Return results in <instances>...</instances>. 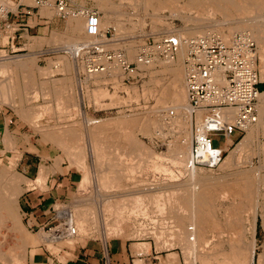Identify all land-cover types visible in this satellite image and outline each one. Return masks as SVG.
<instances>
[{
  "label": "rangeland",
  "instance_id": "374dc122",
  "mask_svg": "<svg viewBox=\"0 0 264 264\" xmlns=\"http://www.w3.org/2000/svg\"><path fill=\"white\" fill-rule=\"evenodd\" d=\"M22 1L24 3H26L27 5H30L31 7L35 6V3L32 0H22ZM86 1H87L88 5H91L95 8H97V10L100 14L98 19L91 22V23L88 22V20H85L82 18H73V19L64 20V21L59 20L57 17H56L57 19L52 18V17H55V10L52 7L54 0H47L46 1L48 3L47 10H45L46 8H43V7L40 8L39 6L33 7L32 8L33 13L31 15V16H33V19L30 20L29 22L35 23V22L39 21L37 18H35V16H36L35 12H36V10L39 9V14L42 17L47 18V19H42V20H45V24H50L53 22L58 23L59 28H60L65 23V30L52 33V31L55 30V29H53L49 33V34L52 33L51 36H49V35L45 36L44 35L45 37L49 38V40L46 43L33 44L34 38H30V40L32 41V46H34L36 48L37 47L42 48L43 45H48V46H44L43 50L45 53L40 55L41 59L39 58V60H38V58H37V65L42 66L44 64V61L47 64L48 62L51 61V59H54L57 56V54H56L57 52L51 51V50H53L51 48L55 47V48L59 49V52H58L59 57H58L57 62H56L57 68L55 69V71L54 70L51 71L50 74L54 75L56 73V71H59V73H63V74L69 73L67 71H75L76 73L79 72V74H80L79 79H78V80H80L79 81V91L77 92L80 102L79 103L76 102V99H75V96L77 97L76 94L70 93V94H67V96H66V98L70 97L68 99V102H66L67 105L74 106L77 108V110L71 111L70 109H61L60 106H61V101L63 100V98H61V95L59 94V109L56 110V112L59 116H57L56 112L53 111V109H51L50 111H46V113L42 117H40V120H39L40 123H39V121H38V123L41 125H55V127H59V131H58L59 136L67 137L69 135L68 137H71L68 139L69 141L68 140H66V142L62 141V145H64L63 147L65 148V152L67 154L66 158L69 161V165H73L74 168H76V170H77V175H78L77 182H76V185L74 186V188L72 189V192L70 193L69 199L67 201H64V202H57L54 205L55 206L59 205V209H62V208L65 209L64 207H66V206L71 208V210L75 209V208L76 209L79 208L78 210L74 211V214H76L75 216H77L78 211H81V209H84V207H85L86 209L84 212H82L83 210L81 211L80 217L82 216L81 218L84 220L83 224L87 223V225L84 227L85 228L84 230L87 233L86 232L83 233V231H81L82 233L80 232L81 233L80 235H77V237H73L70 242L67 239L56 240V241H53V239L50 240L51 238H50L49 233H52L53 229L58 227V226L60 229L61 224L64 222L63 217L55 216V210H52V209H56V208L54 207L53 204H51L50 210L48 212V215L51 216L50 222L46 226L40 227V228H38L34 225L33 226L31 225L30 227H27V228L25 226H23V232L25 233L24 235H25V237H28L27 234H29V236L33 237L32 239L35 243H42V244L46 243L50 252L52 254L53 253L57 254V256L62 261L69 260V259L72 261V260L76 259L77 260L76 264H87L88 255L84 254V252H85L84 245H86L87 243L88 244L89 243L96 244L98 249H100L101 252L103 251L104 255L107 257L108 244L114 243L116 241H121L123 244L124 250H127L131 254V256H130V258L126 264H173L174 261H175V264H188V263H185V262H187L186 260H184L185 259L184 258L185 252H183V248H180L181 245L179 244L178 240H174V238L169 237L170 235L167 236L165 234L164 235L166 237L164 235H162V237H159V239H158L155 236L153 237V236H150L148 233H146L147 230H145V231L139 230L140 226L145 228V229L148 228L149 226H151L149 224V222L147 221V219H150V218L156 219L157 217H159L157 210H156L157 206H155V208H154V205H156V204H153V202H155L154 201L155 199L156 200L159 199L160 194L162 196V193L167 192V191L169 193H171V190L174 191L177 189L176 187H181L184 184H187L184 181H186L187 176H189L188 175L189 174L188 173L189 167L187 165H182L179 163V161L177 160L178 157L177 158L175 157V156H177V153H176L175 148H174L176 146L178 140H179V135H180L179 133L182 134V132H180L182 130V128L178 124L176 126L175 123L174 124L172 123L173 125H171L170 123L172 121L167 120L166 122L163 121V123H162V121H160V125H158V126H163V128L159 127L161 130L160 131L158 129V126H157V128H155L157 123L159 122L158 119H155V121H154V124L157 122L155 124V127H153L152 124H150L149 130H150L151 134H149V131L147 134L143 133L142 132L143 129L140 131V127L139 128L137 127L136 132L134 133L133 137L136 139V136H138V139H137L139 142L138 144L139 145L143 144L145 147H148L149 150L152 151V153L149 151L152 156H149L148 155L149 152L147 151L148 152L147 156H143L142 158L139 157L141 164H142L141 165L139 163L141 168H140L139 164H138V166H139L138 169L136 167L137 165L136 166L134 165L133 166L134 170L131 173H129V175H127L125 177L123 175H121L122 177L120 179V183H122V185L117 186V187L116 186L111 187L110 185H107V184L105 186H103L104 183L103 184L100 183V181H101L100 178L102 176L101 174L103 173L102 171L105 170L104 169V168H106L105 166H107L108 164L111 165L112 167H114L113 169H115V170L124 168V165H121L123 167H121V166L116 167V165L111 163V161L107 162V160H101L100 157H97L96 155H94V153H96L95 152L96 146L94 144H95V142L97 143V141H99L100 139L102 140V142L104 141L103 146L104 145L107 146V148H103L105 150H107L110 145H111L110 147H112L113 146L112 144H114V143H120V144L123 143L124 138H123L122 134L118 139L115 136L113 137L114 132H112L113 130H111L112 126L110 125V123H112L113 120L115 121V118L118 120L122 116H128V114L130 117H132L133 113H134V115H133L134 118H136L137 115L135 116V113L137 114V113H141L143 111L147 113L151 109H154L153 111H155L156 106L158 105L157 101L155 100V99H157V95L159 94L158 92H160L163 85L167 86L170 83L171 67H168L169 65H166V64H161L160 62H157V64L153 63L150 65L142 66V68H143L142 74L143 75H142L141 80L138 81V83H136V84H126V83L122 82L121 70L119 67H115V69L112 68V73H111L112 75L110 74L108 76L107 74H105V76H103L101 80H99L100 78H96V80L94 82L93 80H91V78L94 77V75L90 74L88 72L87 66H86L87 63H86V60L84 58L74 59L68 52L64 53V51H63V53H62L60 50H67V49H69V48L71 49L73 47L75 48L78 44L94 42V39L95 40L97 39L96 34L98 32L100 33V31H102V30L104 31L108 27H113L115 30V33H114L115 40H117V41L105 43V45L107 46L106 48L114 49V48H118L121 46H124V47L127 46L126 52H127L128 60L133 61L137 55V51H138L137 46L139 45L138 43L141 44L144 41V38H145L144 35H147V33H152L155 37H157V35H159L161 33H166V34L176 33L177 35H179V33L183 30V28L191 27L192 25H195L196 22H197V25L203 29L202 32H204V31H206V32L210 31L211 32L212 31V32L221 33L219 31H221V30L225 31L224 27H225V25H227L226 23L228 22L229 19L223 18L221 13L214 12V11L211 14L210 13L209 14H207V13L206 14H200L198 12L197 13L198 17H197L196 13H195L196 11H194L193 9H192L193 11H191V9H189L190 11L188 12L187 8H184V10H182L183 7L180 4H178L177 6L173 5L176 8H178L179 10H180L179 7L181 6V10L178 12V10L175 11L176 8L173 6H170V7L167 6V9H164L166 7H163V8H159L157 10L156 9L157 7L154 3L155 1L151 3L149 1L147 2V0H133L134 2L132 0H102L101 5H99V0H86ZM1 4L8 7L9 10H14L16 5H17V0H6V2H0V5ZM148 4H150V5H148ZM147 8H149V9H147ZM172 8H174V9H172ZM189 16L193 17V18H190ZM207 17H209L210 20ZM10 18H11L10 21H12V17H10ZM245 18L247 19L248 15ZM191 19H193V20H191ZM191 21H192V23H191ZM247 21H249V20H247ZM119 22L122 24L121 30H120V28H117L118 27L117 25L119 24ZM164 23H166V24H164ZM121 24H119V26H121ZM221 25L224 27L222 28ZM11 27L8 29H5V30L0 29V49L5 50V51L0 50V56L1 57H5L7 54L13 55V56L20 55L23 52H25V51H21V50L8 52L6 50V48H8L7 46H8L9 40H10L9 36H14V34H15L13 32L16 29V26L12 25ZM78 28H80V29L78 30ZM41 30H42L41 32H43L46 29H41ZM206 32H204V33H206ZM240 32L250 33L249 30L234 31L233 34H231V37H233V35L235 33H240ZM199 35H202V33L201 34H195L192 37L199 36ZM98 38H99V35H98ZM123 38L126 39L125 42L120 41V39H123ZM189 38H191V37H189ZM230 38H229V40H230ZM13 49H15V48L13 47ZM30 49H31V46H30ZM53 55H54V57H50ZM42 57L44 59H42ZM263 57H264V55L262 57H260V55L258 56V53H257L256 68L258 70L259 79L261 81L260 86H261V84L264 86V73H260V71L261 72H262V70L264 71V69H263L264 68V66H263L264 65V61H263L264 58ZM258 58H259V60H258ZM178 61H179V59H177V57H176L172 61V64L173 63L176 64ZM18 64H20V63H18ZM260 65H262V66H260ZM260 67L261 68L263 67V68L261 69ZM65 68L67 69V71H65L66 70ZM116 68H117V70H116ZM3 70H5V69H0V71H3ZM102 73H104V72H102ZM262 74H263V76H262ZM86 75L88 76V78ZM91 75H93V76H91ZM160 76H162V78ZM151 77H154V78L156 77V79H155L156 81L154 80V78L152 80L149 79ZM112 78L114 79V81ZM157 78H158L159 82L157 81ZM87 79H88V81H87ZM147 80L150 81L151 83L148 82ZM9 82L7 81L8 84L7 83H5V84L0 83V86L2 87V89L4 91L8 90V88L10 87L11 88V89L9 88V92L11 91L10 96H11V98H13L14 92L12 89L13 86L11 85L13 83V80L9 79ZM119 84L122 86L119 87L120 86ZM5 85H7L6 86V87H8L7 89H6ZM115 85L116 86L118 85V86L115 87ZM124 85L128 86V89H126V90H128L129 94H127V92L125 94L126 90H125ZM147 86H149V88ZM182 86H183V89L185 92V97H186L185 103H186L187 95H186L184 78L182 80ZM102 88L106 92V94H103L105 96L101 95L98 97V95H96V94L93 95L94 90L102 89ZM142 89L143 90L146 89L145 91L147 92V95H146L145 91H144L145 94L142 93ZM133 90H136V92L133 93L132 92ZM155 90H157V91H155ZM84 92H85V94H84ZM137 92L139 94H137ZM81 93H82V95H81ZM114 93L117 95V97L119 94V96L121 98L119 100V102L116 101L115 98L113 99ZM131 93H133V94L130 95ZM127 95H130V97H126ZM134 95L138 96V97H135ZM153 95H155L156 97ZM94 96L97 97L96 98L97 100L94 98ZM123 96H125V97H123ZM33 97L36 98V97H38V95L35 94V95H33ZM40 97H42V96H40ZM134 97H135V99H134ZM39 99H41V98H38V100ZM42 99H43V97H42ZM82 99H84L85 102L87 101V103H86L87 107L85 108L86 110H83L80 107ZM39 103L43 104V101H40ZM50 104H51V102H50ZM115 105H117V106H115ZM256 106H257V103H256ZM102 109H105V110H102ZM36 112L39 114L38 116H40L42 113V110H38ZM144 112H143V114H144ZM155 114H157V113H155ZM171 116H173V115H171ZM105 118L109 119V121H107L108 123L104 122L107 125L104 124L103 122L101 123L100 121L97 122L98 125H103V126L105 125V131L106 132H105V134H103L104 137H103V135H102V137H101V135L100 136H98V135L94 136L93 132L92 133L90 132V129H92V126L94 124L93 125H91V124L87 125V123L85 124V122H86L85 119H97V120L102 119L103 120ZM189 122H188V125L190 127L188 125L187 126L190 128L189 131L192 134L191 118L189 119ZM29 126L31 129H33V131L35 133L41 134L39 131L35 130V128L31 124ZM152 127H153V129H152ZM86 131L88 132V134ZM158 131H159V134H157ZM108 133H110V134H108ZM245 134L246 133L243 132L242 135L240 134V135H237L235 138H233V144L227 149V151H225V157H226V155L229 154V152L231 150L234 149L233 147L236 146V143L239 142L241 140V137H243ZM157 136H162V138L165 137L164 143H161V140ZM88 137L89 138L91 137V138L89 139ZM106 137H108V138H106ZM191 137L193 138V135H191ZM72 138H74V139L72 140ZM109 138H112V139H109ZM92 139H95V140H92ZM256 139H258V140H256ZM70 140H72V141H70ZM90 140L92 142H90ZM101 140H100V142H98V144H100V145L102 144ZM213 140H214V144L218 145V144H221L223 142V137L221 135L217 134V135L213 136ZM251 140H252V142L249 141L247 143L248 145H246L244 147L247 149L244 150V148H243V150L239 151L238 152L239 154L235 156V157L239 156L242 161L238 160V159H240L238 157L237 159L234 160V163L236 161L237 164L232 163L233 165L231 164V166H228V167H231L232 169L231 168L229 169L228 167H221V168L219 167L218 169H215L213 171H207V172H205L206 171L205 169H202V168H199V169H202V171L205 174H211V176H214V177L216 176L217 178L222 176L224 178H227L228 180H231L234 175H237V173H239V171H242V170L245 171L247 173V175L249 174V175L253 176V177L252 176L251 177L254 179V181H253L254 185L257 187L256 188L254 186L255 190L257 189L256 190L257 192H255V195L257 197L256 201L258 202V206H256V209H257L256 212L257 213H256V228H255L256 233H255L254 263L260 264V262L257 259V256H258V254L263 253V261L261 264H264V224H263V218H264V145L262 144L263 142H261L263 140V136L258 135V136H256L255 141H254V139H251ZM74 141H76V142L74 143ZM93 141H94V143H93ZM191 141H192V139H191ZM106 142H108L107 145L105 144ZM229 143H231V140L227 141V144H229ZM260 143H261V145H260ZM46 144L49 145L48 150L50 152V155L47 157L46 160L50 161L51 158H53L54 147L52 144H50V142H48V143L46 142ZM60 144H61V142H60ZM91 144H92V146H94V148L90 147ZM67 146L69 147L68 149H66ZM70 147H74V148L72 149ZM69 149H71V151ZM92 149H94V151ZM173 149H174V151H173ZM73 150L74 151L79 150V152L83 156L82 161L84 162V166L87 169V176H88L87 179H84V177H83L84 176V170L82 168H80L79 165L74 163L73 156L72 155L68 156V154H70V152H73ZM240 153H242V154H240ZM146 157L150 158V159H144ZM97 158H99L101 160L100 163H99V160H97ZM72 159H73V161H72ZM141 159H143V160H141ZM136 160L137 159H134L133 162ZM237 161L238 162L240 161V162L238 163ZM0 162L2 164H7L5 161H0ZM100 165H102V166H100ZM134 167H136V168H134ZM241 167H243V168H241ZM101 169H103V170H101ZM231 171H233V172H231ZM236 171H237V173H236ZM226 172H227V174H226ZM218 174H220V175H218ZM222 174L226 175V176H223ZM0 182H4L1 179V177H0ZM174 184H177V185H174ZM106 186L107 187L109 186L111 188H107ZM126 187L127 188L129 187L128 188L129 190L134 189L136 191L140 190L142 192H144L145 190L148 189V191L150 190L149 191L150 194H154V193L156 194V198L155 197L154 198L146 197L147 199H146L144 205L146 204L145 208L148 209L149 215L143 206H138L139 210H138L137 214H139V217L137 214H136L137 215L136 216L134 213H131V212L129 213V210H131L132 208H135V206L133 207L134 200H133L132 196L130 197V195H129V197L131 200L128 197V199L130 201L128 202V200H127V202H126V199H127L126 196L127 195H125V196L123 195V193H124L123 189H125ZM162 188H163V192L161 191ZM215 188H219V187H217V186L214 187L213 195H215V196H213V198H212V200H213L212 203L215 204L214 205L215 209H216L215 216L220 217L221 211L224 210L227 207V205L229 204V200L231 199V196L229 197L227 194L224 193V195H225V199H224V197L223 196L221 197V195H220L222 190L217 189V191H216ZM159 189H161V190H159ZM220 189H222V188L220 187ZM159 191H160V194H158ZM110 192H114L113 194L117 195V196H115V198H114V196L112 198L107 197L108 193H110ZM120 193H122V194L119 197L118 194H120ZM157 194H158V197H157ZM163 194L164 195L162 197H165V193H163ZM137 195L139 196V194H137ZM122 196H124L126 199L123 198ZM142 196L143 195H141V192H140V197H142ZM118 197H119V199H118ZM162 197L160 199H162ZM105 198H108V199L106 200ZM113 198L115 199V201ZM105 200L108 203L107 205H104V204H106ZM216 200L218 201V203ZM102 201L104 202V204H103L104 207L102 205ZM116 201L118 202V204L123 202V201H124L123 204L128 203L127 206L125 205L127 208H125V207L124 208L126 209V212L129 213V215L124 214L125 215L124 222H127L128 227H129V225H130V227H129V229L127 228L125 231H123V230L119 231V230L114 229V228H117L118 225L114 224V220H112L113 217L116 215V213H113L112 211L115 212V210L116 211L120 210V208L123 207V204H122V206L118 205V207H117ZM111 203L114 205L111 207H108V205L109 206L112 205ZM129 203H133L132 207L129 206ZM2 204H4V205L0 206V215L1 214L7 215V213L11 212V207L8 206V204H6L5 201ZM217 204L219 205V207H216ZM86 205H87V207H86ZM141 205H143V204H141ZM114 206H116V207H114ZM106 207L111 208L112 211H110V212L108 211L109 212L108 213L107 210H105V209H107ZM142 207H143V209H141ZM103 209H104V211H103ZM143 210L145 211V213H143ZM105 211H106V213H105ZM139 211H141L143 213V215L141 214V212L139 213ZM83 214L87 220L83 217ZM107 214H109V215L111 214V216H107ZM262 214H263V216H262ZM104 215H106L107 218L109 217V220ZM150 215H151V217H150ZM134 216L137 218H134ZM112 221H113V223H112ZM106 223H108V224H106ZM257 223H259L258 229H257ZM133 224H134V226H133ZM8 225H9L8 222L5 223V226L0 225V242L2 241L0 244V264H10V263H7L9 260L8 256L10 255L8 252L13 247L7 246V243L10 241V238L13 236L12 235L13 231H11L8 228ZM109 225L112 226L113 229L110 228ZM122 225H123V223L122 224L120 223L119 228ZM105 227H107V228H105ZM78 228L79 227H77V229H76V233L78 232ZM133 229H134V231H133ZM26 232H27V234H26ZM124 233H127V234H124ZM41 234H42V236H40ZM82 234L84 236H82ZM171 237H173V236H171ZM164 238H166V239L162 240ZM206 239H208V241L210 240L209 232H208V236L206 237ZM33 241H31V242L34 243ZM172 241H173L174 245H176V246H172L170 248L168 245H166V243L169 244ZM225 246H226V244L224 243L223 248H225V249L228 248L227 246L226 247ZM33 252H34V250L31 251V256H32ZM15 258H16V256L13 259H15ZM79 258H82L83 260L80 261ZM188 261L190 262L189 259H188ZM100 264H112V263H110L109 258L107 257V262L104 263L103 261H101Z\"/></svg>",
  "mask_w": 264,
  "mask_h": 264
},
{
  "label": "bare ground",
  "instance_id": "6f19581e",
  "mask_svg": "<svg viewBox=\"0 0 264 264\" xmlns=\"http://www.w3.org/2000/svg\"><path fill=\"white\" fill-rule=\"evenodd\" d=\"M22 1V0H20ZM33 1V0H32ZM133 1V0H132ZM154 2L155 5H156V9L158 10L159 8H163V7H166L164 9H167V6H173V5H178L180 4L183 8L182 10H184V8H187L188 9V12L190 11L189 9H191V11H196V16L198 17V12L200 14H211L214 12H218V13H221V15L223 16V18L225 19H229L228 22L226 23L227 25L222 26V28L224 27L225 31H219L221 33H219L220 35L223 36L224 39L226 40H229V38L231 37V34H233L234 31H241V30H249V34H251L250 36H252L253 40L256 42V50H257V53H258V56L260 55V57H262L264 55V0H147V2ZM0 2H6V0H0ZM34 2V1H33ZM131 2V1H130ZM134 2V1H133ZM35 3V2H34ZM102 3V0H99V5H101ZM36 4V3H35ZM80 4L83 5L85 4V0H80ZM2 5V4H1ZM150 5V4H148ZM179 5V6H180ZM4 6V5H3ZM47 6H48V3L46 2L45 4L43 5H40L39 7L40 8H46L45 10H47ZM181 6L179 7L180 10H181ZM6 7V6H4ZM55 10V6H54V2H53V6H52ZM133 7V6H132ZM175 7V6H173ZM8 10L9 8L6 7ZM176 8V7H175ZM108 9V8H107ZM145 9V8H144ZM149 9V8H147ZM174 9V8H172ZM193 9V10H192ZM156 10V11H157ZM178 12L180 11L178 8H176L175 11ZM147 11V10H146ZM149 11V10H148ZM154 11V10H153ZM161 11V10H160ZM174 11V10H173ZM183 12V11H182ZM179 14V13H178ZM248 15V18L246 19L245 17H247ZM180 16V15H179ZM178 16V17H179ZM200 16V15H199ZM122 17V16H121ZM173 17V16H172ZM190 17V16H189ZM188 17V18H189ZM212 17V16H211ZM73 18H82V19H86V17H81L79 15L77 16H72V17H69L68 19L66 20H69V19H73ZM190 18H193V17H190ZM195 18V17H194ZM209 18V17H207ZM98 19V18H97ZM96 19V20H97ZM183 19V18H182ZM214 19V18H213ZM222 19V18H221ZM108 20V19H107ZM106 20V21H107ZM118 20V19H117ZM120 20V19H119ZM161 20V19H160ZM193 20V19H191ZM210 20V18H209ZM224 20V19H223ZM249 20V21H247ZM195 21V20H194ZM100 22V21H99ZM123 22V21H122ZM143 22V21H142ZM217 22V21H216ZM168 23V22H167ZM192 23V21H191ZM119 24H121L119 22ZM119 24L117 25L118 27L117 28H120L121 30V27H122V24L121 26H119ZM161 24V23H160ZM163 24V23H162ZM166 24V23H164ZM208 24V23H207ZM90 25V24H89ZM185 26V25H184ZM201 26V25H200ZM220 26V27H221ZM161 27V26H160ZM205 27V26H204ZM81 28V27H80ZM78 28V30L80 29ZM168 29V28H167ZM202 28L199 27L197 25V22L195 23V25H192L191 27H185L183 28V30L179 33V37L180 38H189V37H192L193 35L195 34H203L204 32L203 29L201 30ZM73 30V29H72ZM124 30V29H123ZM207 30V29H206ZM211 30V29H210ZM218 30V29H217ZM216 30V31H217ZM171 31V30H170ZM212 32V31H211ZM224 32V33H223ZM101 33V32H100ZM241 33V32H240ZM125 34V33H124ZM116 35V34H115ZM130 35V34H129ZM177 35V34H176ZM69 37V36H68ZM102 37L99 36V38L97 40H100ZM95 40V39H94ZM119 40V39H118ZM112 42V41H111ZM77 43V42H76ZM94 42H90V43H84V45H90V44H93ZM27 44V43H26ZM75 45V44H74ZM78 45H82V44H78ZM127 47V46H126ZM74 48V47H73ZM127 49V48H126ZM132 49V48H131ZM41 52V51H40ZM184 54H185V49L182 47L180 49V51L178 52L177 54V59H179V61L175 64L173 63L172 64V61L169 62V63H166V62H160L161 64H166V65H169L168 67H171V80H170V85L168 84L167 86L166 85H163V87L161 88L160 92H158L159 94L157 95V99H155L158 103V105L156 106V109L155 111H153L154 109H151V110H147L148 112H141V113H135V116L137 115L136 118H134V113L132 114V117L129 116H122L120 119H116L115 118V121L113 120L112 123H110V125L112 126L111 130H113L112 132H114L113 134V137L115 136L117 139L121 136H123L124 138V141L123 143H114L112 144L113 146L110 147L105 150L103 148H107V146H103V142L102 144H98L99 141H97V143L95 142V152L94 155H96L97 157H100L101 160H107V162H110L113 163L114 165H116V167H120L121 165H124V168L122 169H118V170H115L113 169L114 167H112L111 165H107L105 166L106 168H104L105 170H103L102 172V176H101V181L100 183L105 186L106 184L107 185H110L111 187L113 186H120L122 185V183H120V179H121V175H123L124 177L129 175V173H131L134 169H133V166L137 165V169L138 167L140 166L141 164V161H140V158H142L143 156H147V153L150 151L152 153L151 150H149L148 147H145L143 144L142 145H139L138 143V136H136V139L133 137L134 136V133L136 132V128L140 127V131L142 130L143 133H148L149 131V134L150 133V130H149V127H150V124H152L153 127H155V123L154 124V121L155 119H158L159 120V124L157 123L156 127L158 125H160V121H163L166 122L167 120L168 121H172L170 124L173 125L174 123L177 124L182 128V130L179 133V140L176 144V146L174 147L175 148V151L177 153V156H175L176 158L178 157V161L180 164L182 165H187L189 167V170H188V175L187 176V180L184 181L185 183L187 184H184L183 186L181 187H176L177 189L176 190H171V193H169L168 191L167 192H163V188L161 190L163 193H165V197H162L164 194L162 193V196L160 194V191L158 194H160L159 196V199H155L153 202V204H156L154 205V208L155 206L156 207V210H157V213L159 215V217H157L156 219L155 218H150V219H147V221L149 222V224L151 226H147L148 228H143V227H139V230H142V231H146V233H148L150 236H155L156 238L159 239V237H162V235H167L169 236L170 238H174V240H178L179 241V244L181 245L180 248H183V252L184 253V260H186L187 262L185 263H190V264H255L254 263V257H255V233H256V206H258V202L256 201L257 200V197L255 195V192H257L255 190V185H254V179L252 178L253 176L252 175H247V173L245 171H239V173H237V175H234L233 178L231 180H228L227 178H224V177H214V176H211V174H205L202 169H199V168H193L191 170L190 168V165H189V152H190V149L191 148V132L189 131L190 130V126L188 125V122H189V119H190V116L186 113V108H187V100H186V103H185V92H184V89H183V86H182V80L184 78V75H185V71H184V67H183V58H184ZM1 57V56H0ZM74 59H78L76 57H73ZM264 58V57H263ZM2 59V58H0ZM3 60V59H2ZM259 60V58H258ZM262 60V59H261ZM260 60V61H261ZM57 61V60H56ZM264 61V60H263ZM14 62V61H13ZM54 62V61H53ZM52 62V63H53ZM8 63V62H7ZM61 63V62H60ZM263 63V62H262ZM261 63V64H262ZM157 64V63H156ZM159 64V63H158ZM14 65V64H13ZM21 64H18L17 63V66L20 67ZM160 65V64H159ZM158 65V66H159ZM165 65V66H166ZM25 66V65H24ZM163 66V65H162ZM262 66V65H260ZM264 66V65H263ZM55 67V66H54ZM63 67V66H62ZM65 67V66H64ZM83 67V66H82ZM7 67L5 65H3V63L1 64L0 63V69H6ZM21 68V67H20ZM23 68V67H22ZM21 68V69H22ZM27 68V67H25ZM24 68V69H25ZM167 68V67H166ZM261 68V67H260ZM263 68V67H262ZM261 68V69H262ZM10 69V68H9ZM66 69V68H65ZM260 69V70H261ZM264 69V68H263ZM63 70V69H62ZM117 70V68H116ZM115 70V71H116ZM121 70V68H120ZM67 71V69L65 70ZM69 72V71H68ZM89 72V71H88ZM90 74H93L95 76V78H100L99 80L102 79V77L105 75L103 74L102 72H94V73H91L89 72ZM260 73H264V71L262 70V72L260 71ZM11 74V73H10ZM39 74V73H38ZM45 74V73H44ZM121 74H122V70H121ZM30 75V74H29ZM91 75V76H93ZM112 75V74H111ZM153 75V74H152ZM87 76V75H86ZM115 76V75H114ZM159 76V75H158ZM263 76V74H262ZM50 77V76H49ZM162 78V76H160ZM88 78V77H87ZM122 78H123V75H122ZM154 77H151L149 79H153ZM159 78V77H158ZM158 78H157V81H158ZM168 78V77H167ZM10 79V78H9ZM113 79V78H112ZM156 79V77L154 78V80ZM263 79V78H262ZM25 80V79H24ZM96 80V79H94ZM98 80V81H99ZM120 80V79H119ZM153 80V81H154ZM47 81V80H46ZM61 81V80H60ZM62 81H64L65 83H67L65 81V79L62 78ZM61 81V82H62ZM71 81V80H70ZM112 81V80H111ZM114 81V79H113ZM148 81V80H147ZM156 81V80H155ZM4 82V81H3ZM9 82V81H8ZM48 82V81H47ZM45 82V83H47ZM79 82V81H78ZM95 82V81H94ZM119 82V81H118ZM117 82V83H118ZM150 82V81H148ZM159 82V81H158ZM10 83V82H9ZM38 83V82H37ZM151 83V82H150ZM8 84V83H7ZM69 84V83H67ZM71 84V83H70ZM145 84V83H144ZM12 85V84H11ZM16 85V84H14ZM64 85V84H63ZM120 85V84H119ZM9 86V85H8ZM102 86V85H101ZM118 86V85H117ZM115 85V87H117ZM122 85H120L119 87H121ZM144 86V85H143ZM150 86V85H149ZM149 86H147L149 88ZM165 86V87H164ZM6 87V85H5ZM4 87V88H5ZM28 87V86H27ZM32 87V86H31ZM125 87V90L128 89V86L124 85ZM8 88V87H7ZM6 88V89H7ZM10 88V87H9ZM9 88L8 90L4 91L2 89V87L0 86V95H3L2 97H9L10 96V93L11 91L9 92ZM101 88V87H100ZM123 88V87H122ZM130 88V87H129ZM132 88V87H131ZM135 88V87H134ZM146 88V87H145ZM11 89V88H10ZM96 89V88H95ZM119 89V88H118ZM136 89V88H135ZM50 90V89H49ZM132 90V89H131ZM146 90V89H145ZM145 90L142 89V93L145 94ZM158 90V89H157ZM155 90V91H157ZM145 91V92H144ZM33 92V91H32ZM58 92V91H57ZM88 92V91H87ZM129 94L128 90L125 91V94ZM133 93L136 92V90H133L132 91ZM15 93V92H14ZM53 93V92H52ZM55 93V91H54ZM73 93V92H71ZM117 93V92H116ZM133 93H131L130 95H132ZM150 93V92H149ZM157 93V92H156ZM67 94V93H66ZM85 94V92H84ZM98 95L101 96L103 94H106L105 90L102 88V89H97V90H94L93 92V95ZM112 94V93H111ZM137 94H139L137 92ZM92 95V96H93ZM130 95H127L126 97H130ZM146 95H147V92H146ZM150 95V94H149ZM105 96V95H103ZM113 96V95H112ZM135 96V95H134ZM152 96V95H151ZM155 96V95H153ZM119 97V98H118ZM118 97L117 95L114 93V96H113V99L115 98L116 101L119 102V100L121 99L119 94H118ZM122 97V96H121ZM125 97V96H123ZM135 97H138V96H135ZM134 97V99H135ZM156 97V96H155ZM1 98V96H0ZM4 98V100H6ZM70 98V97H69ZM94 98L96 99L97 97L94 96ZM103 98V97H102ZM154 98V97H153ZM99 99V98H98ZM111 99V98H110ZM126 99V98H125ZM3 100V101H4ZM97 100V99H96ZM7 101V100H6ZM4 101V102H6ZM113 101V100H112ZM122 101V100H121ZM8 103V101H7ZM12 103V102H11ZM64 103V102H63ZM105 103V102H104ZM56 104V102H55ZM73 104V103H72ZM106 104V103H105ZM126 104V103H125ZM63 105V104H62ZM108 105V104H107ZM120 105V104H119ZM117 106V105H115ZM65 107V106H64ZM154 107V106H153ZM155 108V107H154ZM256 109H257V113H258V119H257V122L250 125L249 127H247L245 129V135L243 137H241V140L239 142L236 143V146L233 147L234 149L233 150H229V154L226 155V157L224 156L223 160L221 161V163L218 165V167L216 169H218L219 167H228V166H231L232 163H234V160L237 159L238 157H235L236 155H238L239 151H242L243 148L248 145L247 143L249 141L252 142L251 139H254L255 141V138L256 136L258 135H262L263 136V140L261 142H263L262 144L264 145V91L261 90V92L259 93L258 95V99H257V106H256ZM145 110V109H144ZM169 110H173L174 111V115L171 116L169 115ZM138 112V111H137ZM148 115H146V114ZM149 113V114H148ZM157 113V114H155ZM222 114H226V115H230V114H233V111L232 112H225V113H222ZM20 116V115H19ZM166 116H167V119H166ZM118 118V117H117ZM85 124L87 123L88 124H91L93 125L92 126V129H90V132L92 133L93 132V135L94 136H100L102 137L103 134H105V125H98L97 122H107L109 121L108 118H105V119H100V120H97V119H85ZM108 123V122H107ZM173 123V124H172ZM190 123V122H189ZM106 124V123H104ZM154 124V125H153ZM168 124V123H167ZM90 125V126H91ZM107 125V124H106ZM109 125V126H110ZM164 125V124H163ZM189 127H188V126ZM59 126V125H58ZM89 126V127H90ZM86 127V126H85ZM84 127V128H85ZM152 127V129H153ZM159 127H162L163 126H158V129L160 130ZM189 129H188V128ZM91 128V127H90ZM107 128V127H106ZM53 129V128H52ZM180 129V128H179ZM139 130V129H138ZM155 130V129H154ZM54 131V130H53ZM161 131V130H160ZM87 132V131H86ZM85 133V132H84ZM142 133V134H143ZM159 133V131H158ZM58 134V132H57ZM88 134V132H87ZM110 134V133H108ZM161 134V133H160ZM42 135V134H41ZM66 135V134H65ZM74 135V134H73ZM91 135V134H90ZM132 135V136H131ZM48 135H46L47 137ZM69 136V135H68ZM67 136V137H68ZM92 136V135H91ZM106 136V135H105ZM75 137V136H74ZM93 137V136H92ZM104 137V135H103ZM255 137V138H254ZM43 138H44V135H43ZM65 138V137H64ZM69 138V137H68ZM76 138V137H75ZM89 138V137H88ZM91 138V137H90ZM89 138V139H90ZM108 138V137H106ZM105 138V139H106ZM122 138V137H121ZM49 139V137H48ZM57 140H59L58 138H56ZM63 139V137H62ZM74 138H72L73 140ZM98 139V138H97ZM109 139H112V138H109ZM66 139L65 138V141L63 142H66ZM70 140V141H72ZM92 140H95V139H92ZM123 140V139H122ZM231 140V143L227 144V141H230ZM258 140V139H256ZM55 141V139H54ZM69 141V140H68ZM113 141V140H112ZM76 141H74L75 143ZM90 142H92L90 140ZM114 142V141H113ZM121 142V141H120ZM94 143V141H93ZM110 143V142H109ZM257 143V142H256ZM62 144V142H61ZM69 144V143H68ZM106 145L108 144V142L105 143ZM233 144V138L232 136H226V137H223V144L222 145H219L221 147H223L224 150L227 151V149ZM60 145V144H59ZM98 145V146H97ZM174 145V144H173ZM172 145V146H173ZM261 145V143H260ZM262 145V146H263ZM64 146V145H62ZM217 147H219L218 145H216ZM58 147V146H57ZM90 147H93L92 144ZM69 147L67 146L66 149H68ZM70 148H74V147H70ZM84 148V147H83ZM100 148V149H99ZM103 149V150H102ZM247 148H244V150H246ZM71 151V149H69ZM75 150V149H74ZM73 152H70V154H68V156H73L74 158V163H76L77 165H79L80 168H82L84 170V179H87L88 176H87V169L85 168L84 166V162L82 161L83 160V156L82 154L79 152V150L77 151H74ZM94 151V149H92ZM92 151V152H93ZM148 151V152H147ZM174 151V149H173ZM150 152L148 153L149 156H152L150 154ZM175 154V153H174ZM242 154V153H240ZM244 154V153H243ZM245 155V154H244ZM156 156V155H155ZM173 156V155H172ZM246 156V155H245ZM106 157V158H105ZM140 157V158H139ZM133 158V159H132ZM240 158V157H239ZM99 158H97V160H99V163H100V160ZM134 159H137L136 161L133 162ZM144 159H150V158H144ZM143 160V159H141ZM240 161V159H238ZM244 160V159H243ZM73 161V159H72ZM162 161V160H161ZM239 161V162H240ZM143 162V161H142ZM238 162V161H237ZM238 162V163H239ZM140 163V164H139ZM236 163V161H235ZM234 163V164H235ZM139 164V166H138ZM237 164V163H236ZM113 165V166H114ZM142 165V164H141ZM181 165V166H182ZM233 165V164H232ZM102 166V165H100ZM160 166V165H159ZM164 166V165H163ZM123 167V166H121ZM134 167V168H136ZM237 167V166H236ZM141 168V166H140ZM139 168V169H140ZM229 169L231 167H228ZM227 168V169H228ZM235 168V167H234ZM243 168V167H241ZM41 169V167H40ZM51 169V168H50ZM226 169V170H227ZM228 169V170H229ZM232 169V168H231ZM245 169V168H244ZM45 170V169H44ZM215 169H208L206 170L205 172L207 171H213ZM225 170V171H226ZM227 170V171H228ZM252 171V170H251ZM46 172V171H45ZM101 172V171H100ZM233 172V171H231ZM89 173V172H88ZM235 173V174H236ZM14 174V173H13ZM17 174V173H15ZM227 174V172H226ZM186 175V174H185ZM220 175V174H218ZM223 175V174H222ZM257 175V174H256ZM15 176V175H14ZM41 176V174H40ZM223 176H226V175H223ZM252 176V177H251ZM19 177V176H17ZM43 177H44V174H43ZM42 177V178H43ZM46 177V175H45ZM44 177V178H45ZM213 177V178H212ZM11 178V177H10ZM15 178V177H14ZM21 178V177H19ZM19 178H15L16 180L13 179V181L17 182V179L20 180ZM186 178V177H185ZM12 179V178H11ZM41 179V178H40ZM230 179V178H229ZM257 179V178H256ZM10 180V179H9ZM44 179H42L43 181ZM258 180V179H257ZM39 181V180H38ZM259 181V180H258ZM257 181V182H258ZM11 182V181H10ZM14 182V183H15ZM9 183V182H8ZM259 183V182H258ZM2 184V183H1ZM10 184V183H9ZM8 184V185H9ZM12 184V183H11ZM189 184V185H188ZM18 185V184H17ZM167 185V184H166ZM174 185H177V184H174ZM179 186V185H178ZM219 187V188H215L216 191L217 189L219 190H222L220 195L221 197L223 196L224 199H225V194H227L229 197L231 196V199L229 200V204L227 205V207L221 211V216L220 217H216L215 216V204L212 203V198L213 196V190H214V187ZM255 186V187H254ZM11 187V185L9 186ZM17 187V186H15ZM107 187V186H106ZM105 187V188H106ZM111 187H107V188H111ZM169 187V186H168ZM167 187V188H168ZM220 187L222 189H220ZM19 188V187H18ZM129 188V187H128ZM127 187L125 189H123V195H127V199L122 196L123 198L126 199V202L128 200V202L131 200L130 197L132 196L133 197V200H134V205L133 207L135 206V208H132L131 210H129V213H134L135 215L138 213V206H143L144 209H146L147 213H148V209L145 208V201H146V197H152V198H156V194H150V190L148 191L147 190H143L144 192L138 190H129ZM158 188V187H157ZM173 188V187H172ZM257 188V187H256ZM1 189V188H0ZM10 189V188H9ZM175 189V188H174ZM110 190V189H109ZM142 190V189H141ZM152 190V189H151ZM260 190V189H259ZM141 192V195H143L142 197H140V192ZM156 191V190H155ZM3 192V191H2ZM7 192V190H6ZM17 192V191H16ZM121 192V191H120ZM147 192V193H146ZM114 192H110L108 193V196L107 197H113L115 198V196L117 195H114L113 194ZM2 193H0V196H1ZM4 194V193H3ZM2 194V195H3ZM7 194V193H5ZM117 194V193H116ZM122 193L118 194V196L120 197ZM139 194V196L137 195ZM158 194H157V197H158ZM216 194V193H215ZM257 194V193H256ZM259 194V193H258ZM130 195V197H129ZM11 196V195H10ZM173 196V197H172ZM1 197H2V200H1ZM0 197V200L1 202L4 201L5 199L4 196H1ZM118 197V199H119ZM121 197V198H122ZM129 197V199H128ZM162 197V199H160ZM172 197V198H171ZM256 197V198H255ZM17 198V197H16ZM113 198V199H114ZM220 198V197H219ZM227 198V197H226ZM106 200L108 198H105ZM172 199V200H171ZM105 200V201H106ZM227 200V199H226ZM104 201V200H103ZM102 201V205L104 204V202ZM115 201V199H114ZM113 201V202H114ZM120 201V200H119ZM122 201V200H121ZM125 201V200H124ZM123 201V202H124ZM217 201V200H216ZM14 202V201H13ZM117 202V201H116ZM115 202V203H116ZM123 202L119 203L118 202L116 203L117 207L118 205L122 206ZM16 203V202H15ZM57 203V202H56ZM106 204L104 205H107V201L105 202ZM133 203H129V206L132 207V204ZM218 203V201H217ZM6 204H8L6 202ZM55 204V203H54ZM53 204V205H54ZM112 204V203H111ZM128 203H124L123 204V207L120 208V210H115L112 211L111 208H108V207H111L113 206L114 204L112 205H108V207H106L107 209V212L109 211H112L113 213H116V215L113 217L112 220H114V224L118 225L117 228H114L115 230H123L125 231L127 228L129 229L128 227V224L127 222H124V217L126 214L129 215L128 212H126V209ZM131 204V205H130ZM143 204V205H141ZM1 205H4V204H1ZM0 205V206H1ZM12 205V203H11ZM103 205V207H104ZM126 205V206H125ZM15 209H17V207H15L14 205H12ZM57 206V207H56ZM54 205V207L58 210V213L60 212L61 216H64L65 217V223L64 224H61L60 226V229H59V226L54 228L53 229V232L52 233H49L50 235V240L53 239V241H56V240H64V239H67L69 242L71 241V239L73 237H77V235H80L83 231V233H85L86 231L84 230L85 226L87 225V223L83 224L84 223V220L80 217L81 215V211L84 212L85 211V207L84 209H81V211H78L77 212V216H75L76 214H74V211L75 210H78V209H72L69 208L68 206L64 207L65 209H59V205ZM114 206V207H116ZM87 207V205H86ZM101 207V206H100ZM125 207V208H124ZM130 207V208H131ZM143 207L141 209H143ZM216 207H219V205L217 204ZM5 208V207H4ZM13 208V209H14ZM82 208V207H81ZM90 208V207H89ZM6 209V208H5ZM4 209V210H5ZM10 209V208H9ZM102 209V208H101ZM115 209V208H114ZM117 209V208H116ZM134 209V210H133ZM11 210H12V207H11ZM60 210V211H59ZM154 210V209H153ZM72 211V212H71ZM91 211V210H90ZM104 211V209H103ZM6 212V211H5ZM13 212V211H11ZM15 212V211H14ZM108 212V213H109ZM111 212V213H112ZM141 211H139L140 213ZM73 213V214H72ZM106 213V211H105ZM143 213H145V211L143 210ZM143 213L141 212V214L143 215ZM8 214V213H7ZM72 214V215H71ZM85 214V213H84ZM84 214H83V217H84ZM125 214V215H124ZM140 214V215H141ZM9 215V214H8ZM138 217H139V214H137ZM136 215V216H137ZM149 215V213H148ZM12 216V215H11ZM11 216H10V219H11ZM106 218L107 216H111V214H107L104 215ZM263 216V214H262ZM88 217V216H87ZM102 217V216H101ZM149 217V216H148ZM151 217V215H150ZM3 218V217H2ZM15 219V216L13 217ZM12 218V220H13ZM85 218V217H84ZM100 218V217H99ZM105 218V219H106ZM129 218V217H128ZM134 218H137L134 216ZM86 219V218H85ZM109 220V217L107 218ZM87 220V219H86ZM85 220V221H86ZM131 220V219H130ZM138 221V220H137ZM15 222V221H13ZM142 222V221H141ZM19 223V221H18ZM102 223V222H101ZM104 223V222H103ZM113 223V221H112ZM122 224L123 225L119 228V224ZM146 223V222H145ZM1 224V223H0ZM3 224V222H2ZM14 224V223H13ZM83 224V225H82ZM108 224V223H106ZM148 224V223H147ZM263 224H264V218H263ZM17 225V224H15ZM65 225V226H64ZM113 225V224H112ZM139 225V224H138ZM141 225V224H140ZM146 225V224H145ZM134 226V224H133ZM17 227V226H16ZM20 227V226H19ZM18 227V228H19ZM22 227V226H21ZM78 228V232L76 233V229ZM110 228L113 229L112 226L109 225ZM107 228V227H105ZM134 228V227H133ZM88 229V228H87ZM23 230V229H22ZM41 230V229H40ZM25 231V230H24ZM134 231V229H133ZM21 232V231H20ZM18 232L19 234H22ZM45 232V231H44ZM81 232V233H80ZM130 232V231H129ZM141 232V231H140ZM139 232V233H140ZM208 232H209V235H210V240L208 241V239H206V237L208 236ZM40 233V232H39ZM87 233V232H86ZM27 234V232H26ZM116 234V233H115ZM124 234H127V233H124ZM23 235V234H22ZM28 237L27 239L30 241H33V237L29 236V234H27ZM26 235V236H27ZM138 235V234H137ZM164 235V236H165ZM21 236V235H20ZM42 236V234L40 235ZM44 236V235H43ZM82 236H84L82 234ZM173 236V237H171ZM23 236L21 237H18V239L22 238ZM45 237V236H44ZM107 237V236H106ZM166 237V236H165ZM15 238V237H14ZM26 238V237H25ZM39 238V237H38ZM155 238V239H156ZM209 238V237H208ZM166 238L162 239V240H165ZM173 240V239H172ZM18 241V240H17ZM28 241V242H29ZM44 241V240H43ZM168 241V240H167ZM166 241V242H167ZM24 242H26V240L24 239ZM34 242V241H33ZM46 242V241H45ZM170 242V241H169ZM162 243V242H161ZM224 243L226 244V246L228 248H223L224 246ZM20 244V243H19ZM22 244V242H21ZM25 244V243H24ZM23 244V245H24ZM176 244V243H175ZM178 244V243H177ZM3 245V244H2ZM165 245V244H164ZM166 245H168L170 248L172 246H176L174 245L173 241L169 244L166 243ZM222 245V246H221ZM225 246V247H226ZM20 247H22V245H20ZM26 247V245H25ZM222 247V248H221ZM19 248V247H18ZM13 249V248H12ZM10 249V250H12ZM22 249L23 248H19ZM14 250V249H13ZM24 250V249H23ZM4 251V250H3ZM16 251V250H15ZM18 251V250H17ZM20 252V251H19ZM14 253V252H12ZM22 253V252H21ZM20 253V254H21ZM182 253V252H181ZM10 254V253H9ZM183 254V253H182ZM17 255V254H16ZM16 255H13V254H10L8 257H9V260L8 262L10 261V258H14ZM19 255V254H18ZM17 255V256H18ZM22 255V254H21ZM183 256V255H182ZM4 259V258H3ZM188 259L190 260V262L188 261ZM257 259L258 261L260 262V264L262 263L263 261V253H260L258 254L257 256ZM142 260V259H141ZM11 263V261H10ZM258 263V262H257ZM175 264V261L174 263Z\"/></svg>",
  "mask_w": 264,
  "mask_h": 264
},
{
  "label": "crops",
  "instance_id": "0c3cea01",
  "mask_svg": "<svg viewBox=\"0 0 264 264\" xmlns=\"http://www.w3.org/2000/svg\"><path fill=\"white\" fill-rule=\"evenodd\" d=\"M35 15V18H37L39 21L35 23L29 22L33 19V16L30 15L27 20H25L26 27L16 31L15 38L10 37L7 46L8 48H6L8 52H13L16 50L25 52L20 55L13 56L7 54L5 57H0L3 59H0V63H3L7 67L5 70L0 71V83L5 84L10 78L13 80L12 89L13 92H15L13 98H11V96L5 98L2 97L3 95H0V161H5L7 163L2 164L0 162V177L4 181L0 182V193H4L3 195L1 194V196H4L3 199H5V203L7 202L8 206L12 207L11 211H13L8 213L9 215H0V225L5 226V223L8 222V228L13 231V236L10 238L7 246L13 247L14 250L12 249L8 253L13 255L19 254L18 256L16 255L15 259L10 258L11 263L10 261L7 263L76 264V259L72 261L70 259L62 261L57 256V254H52L50 252L46 243H30L27 237L25 238V233L22 230L23 226L26 228L30 227L31 225H34L38 228L46 226L51 220V216L48 215L51 204L67 201L72 189L76 185L78 177L76 168H74L73 165H69V161L66 158L67 154L65 152V148L62 146V144H60V142L65 141V138L69 139L71 137L67 138L65 136H59V127H55V125H41L39 124V120L40 117L46 113V111L53 109V111L56 112V110L59 109V94L61 95V98H63L60 106L61 109H70L71 111L77 110L76 107L67 105L66 102H68L69 98H66V96L67 94L73 92L71 94L77 95V97L75 96L76 102H80L77 94L79 91L78 81L80 80L78 79L80 74L79 72L76 73L75 71H69V73L66 74L56 71L54 75H51L50 72L53 70L55 71L57 68L56 60L59 57L58 52L57 56L54 59H51V61L47 64L44 61L42 66L37 65V58L39 60L40 53L42 52L44 46L48 45H43L42 48H36L32 46V41L30 38H34L33 44L46 43L49 38L45 36H51V34L54 32L65 30V23L60 28L58 23L53 22L50 24H45V20L42 19L47 18L42 17L39 14V9L36 10ZM52 18L55 19L56 17ZM12 19L16 21L14 17H12ZM41 29L46 30L41 32ZM51 31L52 33L49 34ZM13 47L15 49H13ZM50 57H54V55ZM42 59L44 58L42 57ZM17 63H20V67L23 68L21 69L19 66H17ZM62 78L65 79V81L67 80L66 82L69 84L62 81ZM94 79H96L95 76L91 78V80L95 81ZM35 94L38 95V97H33ZM40 96H42L43 99ZM4 98L8 101V103L6 100H4ZM38 98L41 99L38 100ZM40 101H43V104L39 103ZM86 103L87 101L85 102L84 99L81 100V109L86 110ZM38 110H42L40 116H38L39 114L36 112ZM57 116L59 115L57 114ZM30 124L42 135L35 133L33 129L30 128ZM46 135L48 136L46 137ZM235 137L236 135L232 136V138ZM46 142H50V144H52L54 147L53 158H51L50 161L46 160L50 155L48 150L49 145H47ZM43 174L44 177L46 175L45 178L43 177ZM14 177L19 178L20 180L17 179V182H15L13 181V179L16 180ZM42 179L44 180L42 181ZM10 185L11 187H9ZM1 200L0 205L4 203V201L1 202ZM11 203L17 207V209H15ZM14 216L15 219L13 218ZM18 232L22 233L23 235L19 234ZM20 235L23 237L18 239V237H21ZM24 239L26 242H24ZM20 245H22V247H20ZM18 247L23 248L24 250L22 249L21 251V249ZM84 248V254L88 255L87 264H100L101 261L106 263L107 257L112 264H126L131 256L130 252L124 250L121 241L108 244L107 257L104 255L103 251L101 252L100 249H98L96 244L87 243L84 245ZM33 250L34 252L31 256V251ZM79 260L81 261L83 259L79 258Z\"/></svg>",
  "mask_w": 264,
  "mask_h": 264
},
{
  "label": "built area",
  "instance_id": "2783aa9c",
  "mask_svg": "<svg viewBox=\"0 0 264 264\" xmlns=\"http://www.w3.org/2000/svg\"><path fill=\"white\" fill-rule=\"evenodd\" d=\"M33 1L36 3L33 7H38L47 0ZM54 6L55 17L63 21L79 15L86 17L91 23L100 15L97 8L88 5L86 0L83 5L80 0H54ZM33 7L20 0H17L14 10L0 5V29L5 30L15 25V33L26 27L24 20L32 15ZM11 16L16 21H10ZM100 32L96 34L97 39L98 35L102 38L94 40L93 44L77 45L75 48L60 51L68 52L78 59L84 58L87 70L91 73L104 72L103 74L109 76L112 68L119 67L122 70V82L126 84H136L141 80L142 66L157 62L169 63L177 57L182 47L185 49L183 67L187 95L186 113L191 118L193 135L189 152L191 170L216 169L223 160L226 150L219 144V147L214 144V135H242L247 127L257 122L256 103L261 92V81L256 68V43L248 32L235 33L230 40L210 31L191 38H180L176 33H161L157 37L147 33L144 41L138 43L137 55L133 61L128 60L124 46L106 48L105 43L117 41L113 27ZM9 37L14 38L15 34ZM125 40L120 39L122 42ZM51 49L59 52L55 47ZM43 53L44 50L40 55ZM232 111L233 114L230 115L222 114ZM169 115H174V111L169 110ZM157 137L164 143L165 137ZM222 144L223 142L220 145ZM52 210H55V216H61L57 209ZM61 217L64 218V224L65 217Z\"/></svg>",
  "mask_w": 264,
  "mask_h": 264
},
{
  "label": "trees",
  "instance_id": "16d2710c",
  "mask_svg": "<svg viewBox=\"0 0 264 264\" xmlns=\"http://www.w3.org/2000/svg\"><path fill=\"white\" fill-rule=\"evenodd\" d=\"M259 88L261 89V90H264V86L263 85H259ZM258 227H259V223H257V229H258Z\"/></svg>",
  "mask_w": 264,
  "mask_h": 264
}]
</instances>
